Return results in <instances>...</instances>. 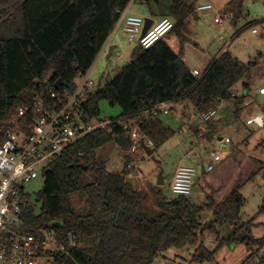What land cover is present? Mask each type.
Listing matches in <instances>:
<instances>
[{
	"label": "trees",
	"instance_id": "16d2710c",
	"mask_svg": "<svg viewBox=\"0 0 264 264\" xmlns=\"http://www.w3.org/2000/svg\"><path fill=\"white\" fill-rule=\"evenodd\" d=\"M135 1L0 0V144L19 118V110L31 106L36 96L50 102L51 91L64 97L76 90L77 80L95 65L122 14ZM141 1L150 4L153 0ZM244 1L231 0L225 7L224 13H231L234 23L243 14ZM170 13L175 23L170 34L179 37L180 52L165 38L147 49L138 46L132 60L112 80L88 94L85 107L90 119L99 120L102 101L121 109L116 118L167 101H188L202 113L222 100H232L239 82L251 92L256 81L264 78V54L245 63L228 50L197 78L183 60L189 23L198 16L196 7L190 0H172ZM59 80L63 82L60 90L56 89ZM246 97L236 98V106ZM30 116L20 120L26 129ZM152 122L141 124L150 139ZM111 142L125 153L121 172L109 171L106 162L98 159V150ZM154 144L156 149L160 143L154 140ZM132 145L120 124L110 132L94 130L50 164L35 203L27 196L30 203L23 210L22 232L35 233L54 222L65 242L70 232L77 237L75 261L57 255L56 264H153L170 248L198 245L194 259L201 260L204 232H218L225 224L231 225L233 232L221 244H244L251 251L248 260L264 249V236L253 235L255 218L241 219L245 200L240 186L223 202L208 205L213 220L206 223L202 222L205 208L187 196L170 198L160 188L155 190L158 209L145 211L148 192L136 190L125 169L132 159ZM74 195L85 199L83 207H74ZM258 264H264V255Z\"/></svg>",
	"mask_w": 264,
	"mask_h": 264
},
{
	"label": "rangeland",
	"instance_id": "374dc122",
	"mask_svg": "<svg viewBox=\"0 0 264 264\" xmlns=\"http://www.w3.org/2000/svg\"><path fill=\"white\" fill-rule=\"evenodd\" d=\"M231 0H198V4H212L213 11L200 12L198 18H194L189 23V30L186 33L188 41L183 46V60L186 65L194 71L198 69L204 73L211 61L217 57L222 49L228 50L234 57L242 62H249L264 54V0H245L244 11L237 23L232 19H226L222 26L215 23L216 15L225 14L226 5ZM172 0H153L150 4H145L137 0L131 4L130 15L141 17H152L153 19L168 16L171 17ZM257 29V33H253ZM120 28L114 37L112 44L116 48L112 55L109 50L103 55L100 54L91 72V80L96 88L104 86L112 80L124 66H126L133 56L134 50L139 46L138 43H130L128 36L123 35ZM238 33V34H237ZM171 48L179 53L181 43L175 33L166 36ZM79 81V80H77ZM258 86V88H257ZM264 87V78L256 81L253 90L248 92L239 82L234 86L233 91L239 96L246 95L245 102L249 105L243 107L236 106L234 100L226 101L220 108L217 115L211 120L214 127L207 124L200 113L188 102L174 105V112L163 117L168 123L174 134H155L154 140L159 141V146L155 149L156 160L149 157L141 150L139 152L140 162L137 171L143 174L142 180L134 182V185L145 186L149 189L148 199L144 203V210L152 212L157 206L155 190L160 188L162 192L170 198L176 197L170 186L174 172L179 165H193L198 167L196 161L202 157L201 167H207L213 163V159L205 152L204 147L198 146V136L202 135L205 145L211 150H217L223 156V161L219 163L213 172L205 176H198L195 180L190 200L203 208L205 212L202 222L206 223L213 220V212L208 205L214 201L223 202L231 194L225 192L223 185L219 186L221 180H216L217 173L233 148H240L244 155L239 162V175L224 174L222 180L229 181L238 179L235 183L241 184V193L244 197V206L241 210V219L248 221L255 218L256 225L253 228L255 238L264 236V128L251 126L247 120L262 112L264 105V95L259 93V88ZM101 116L97 122L110 121L121 115L119 107H111L107 101L100 103ZM236 109H239L237 112ZM182 114L181 121L174 120V115ZM197 125V130L195 127ZM194 129V136L192 130ZM173 133V132H172ZM222 138L223 140H219ZM229 138L232 143L228 148L222 147V142ZM191 142H194L192 145ZM197 147V148H196ZM192 153L188 157V153ZM124 151L116 143L111 142L98 150V159L105 161L107 168L111 172H121L124 169ZM190 158V159H189ZM163 171L165 183L158 187L160 172ZM90 178V177H89ZM45 177L40 175L38 178L26 184V192L31 196V202L35 203L38 193L43 189ZM145 184V186H144ZM147 192V191H146ZM75 208L79 209L85 205V199H80L79 195L72 197ZM40 211V206L37 205ZM153 213V212H152ZM233 232V227L225 224L218 229V232L205 231L200 244L202 247L199 254L203 256L201 260H195L198 246H188L185 248H170L155 259L153 264H258L259 258L264 255V249L253 259L248 260L251 251L244 244H228L225 241Z\"/></svg>",
	"mask_w": 264,
	"mask_h": 264
},
{
	"label": "built area",
	"instance_id": "2783aa9c",
	"mask_svg": "<svg viewBox=\"0 0 264 264\" xmlns=\"http://www.w3.org/2000/svg\"><path fill=\"white\" fill-rule=\"evenodd\" d=\"M190 3L195 5L198 13L215 10L212 4H198V0H190ZM130 6L119 20L130 43H138L139 46L147 49L173 30L174 20L164 17L154 21L144 34L146 18L128 15ZM232 18L231 13L218 14L214 21L222 26L226 19ZM257 32V29H253V33ZM92 69L93 67L81 75L74 92H67L61 97L55 91H51L50 102L36 96L31 106L22 107L19 110V118L7 131L5 140L0 144V264H56L57 255L75 261L73 251L79 244L73 232L68 234L66 242L59 235L54 222L38 229L35 233L22 232L23 210L30 203L26 184L40 175L44 176L51 163L58 160L69 147L89 133L101 128L110 132L114 125H122L133 142L130 150L132 159L125 168L128 179L133 184L142 178L141 172L137 171L140 162L138 149L142 148V142L151 148H154L155 144L142 132L141 124L171 114L176 103L162 102L133 116L115 118L106 122L92 120L85 107L88 94L98 89L90 78ZM204 73L194 71L197 78H202ZM259 93L264 95V87L259 88ZM238 97L233 91L232 100ZM245 99L239 101V106L249 105ZM225 102L222 100L200 113L203 120L210 124ZM29 115H31L27 125L29 129H26L20 120L26 119ZM247 124L264 128V111L248 119ZM198 139L200 145L205 146L204 137L200 135ZM230 143L231 140L226 138L222 142V147ZM208 154L213 159V163L203 167L204 174L213 172L216 165L222 161L219 151L209 149ZM198 176H203L201 168L179 165L170 186L172 192L176 196L190 197Z\"/></svg>",
	"mask_w": 264,
	"mask_h": 264
},
{
	"label": "crops",
	"instance_id": "0c3cea01",
	"mask_svg": "<svg viewBox=\"0 0 264 264\" xmlns=\"http://www.w3.org/2000/svg\"><path fill=\"white\" fill-rule=\"evenodd\" d=\"M130 8H131V6H130ZM130 8H129V12H130ZM128 12V15H130V13ZM164 17H168V16H163V17H159V18H155V19H153L152 17H146V18H150V19H152L153 20V22L154 21H158V20H160V19H162V18H164ZM169 18H171V17H169ZM196 18H198V16L196 17ZM120 28H122L123 29V25L121 24V23H119L118 22V24H117V26H116V28H115V30L113 31V33H112V35L110 36V38L108 39V41H107V43L105 44V46H104V48H103V50H102V52H101V54L103 55L104 53H106V51H108L109 50V52H111L112 51V54H113V52H114V50H115V48H116V44H112V41H113V39H114V37L118 34V32H119V30H120ZM123 35H125V32H124V30H123V33H122ZM165 39H166V37H165ZM225 51V49H222V51L217 55V57H215V58H218L223 52ZM111 54V55H112ZM109 55H110V53H109ZM214 58V59H215ZM195 70H198V69H195ZM194 70V71H195ZM199 71V70H198ZM181 103H183V102H180V103H176L175 105H179V104H181ZM175 108V107H174ZM174 108H173V110H174ZM172 110V112H171V114L174 112ZM171 114H169V115H171ZM169 115H162V116H160L159 118H157V119H155L154 120V122H152V124L150 125L151 127V132H152V135L154 136L155 134H161V133H164V134H168L167 135V137H164V140L166 139V138H168L169 136H172L173 134H174V129H172V127L168 124V123H166V121L164 120V118L163 117H165V116H169ZM174 120H176V121H181L182 119H183V117H182V114H180V115H174ZM209 126H212V127H214V129H216V126H215V124L214 123H212V124H210ZM192 127H195V129L197 130V128L196 127H198L197 125H194V126H192ZM192 130V134L194 135V136H196L195 134H194V129L192 128L191 129ZM173 132V133H172ZM199 140V139H198ZM219 140H222V138H219ZM231 143H232V141H231ZM230 143V144H231ZM191 144L193 145L194 144V142H191ZM198 146H200V147H204L205 148V152L206 153H208V150H209V148L205 145V146H201L200 145V140L198 141ZM228 146L229 145H227V146H225L224 147V149H226V148H228ZM197 148V147H196ZM187 155H189V157H191V155H192V153L190 152V153H188ZM209 155V154H208ZM124 156H125V154H124ZM244 155H242V153H241V149L238 147V148H233V149H231L230 151H229V155L226 157V160H225V162H224V164L222 165V166H220V169H219V171H218V173H217V176H216V180H221L222 182H220V184H219V186L221 187V185H223L224 187H223V189H225V192H231L232 190H234L237 186H240L241 187V185L243 184V183H241V184H236L235 185V183H236V181L238 180V179H235V180H233V182H232V179L231 180H227V181H224V180H222V177H223V175L224 174H232V172H234V174H237V175H239V162H240V159L243 157ZM190 159V158H189ZM202 157L200 158V157H198V161H196V164H198V167L199 168H201V173L203 174V176H205L206 174H204V170H203V167L204 166H202L201 167V163H202ZM222 161H223V156H222ZM221 161V162H222ZM220 162V163H221ZM219 164V163H218ZM217 164V165H218ZM217 165H216V167H217ZM106 167H107V164H106ZM108 169V168H107ZM141 177H143V174L141 173ZM202 177V176H201ZM140 180V179H139ZM141 180H142V178H141ZM135 186V188H136V186H138L139 187V189L138 190H143V186H139V185H134ZM144 186H145V184H144ZM160 185H158V187H159ZM145 188V190L148 192V195H149V189H147V187L145 186L144 187ZM222 188V187H221ZM156 209H158V207L156 206Z\"/></svg>",
	"mask_w": 264,
	"mask_h": 264
},
{
	"label": "water",
	"instance_id": "95a60500",
	"mask_svg": "<svg viewBox=\"0 0 264 264\" xmlns=\"http://www.w3.org/2000/svg\"><path fill=\"white\" fill-rule=\"evenodd\" d=\"M156 1H158V0H156ZM152 23H153V20H152V19H150V18H146V25H145V29H144V34H146V32L148 31V29L151 27ZM111 54H112V51L110 52V55H111ZM62 85H63V82H62L61 80H59V81L56 83V89L60 90ZM142 148H143V150L148 154L149 157H152V159L156 160V157H155V155H154V153H155V149H154V148H151V147L147 146V145L145 144V142H142ZM156 162H157L158 164L161 163L160 160H156ZM164 183H165V179H164V176H163V171H161V172H160V177H159L158 185L162 186V185H164ZM135 189L138 190L139 187L136 186Z\"/></svg>",
	"mask_w": 264,
	"mask_h": 264
}]
</instances>
